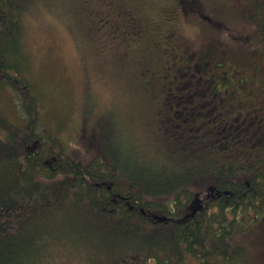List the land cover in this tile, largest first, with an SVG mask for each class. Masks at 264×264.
I'll return each instance as SVG.
<instances>
[{
  "label": "trees",
  "instance_id": "16d2710c",
  "mask_svg": "<svg viewBox=\"0 0 264 264\" xmlns=\"http://www.w3.org/2000/svg\"><path fill=\"white\" fill-rule=\"evenodd\" d=\"M37 1L0 0V91L16 92L25 115L0 125V264H264V98L232 107L258 77L264 97V0H171L209 29L203 10L219 8L216 33L160 71L171 81L157 88L149 141L111 124L83 135L84 158L40 126L21 74L22 15ZM142 31L126 36L132 54L113 43L103 53L135 69Z\"/></svg>",
  "mask_w": 264,
  "mask_h": 264
},
{
  "label": "rangeland",
  "instance_id": "374dc122",
  "mask_svg": "<svg viewBox=\"0 0 264 264\" xmlns=\"http://www.w3.org/2000/svg\"><path fill=\"white\" fill-rule=\"evenodd\" d=\"M210 8L203 13L211 29L195 18L187 22L177 17L171 0H38L22 15L26 66L21 74L38 98L40 126L57 129L66 151L78 158L86 156L88 143L83 135L88 137L95 129L96 133L106 132L111 124L120 123L138 142L143 134L149 141L150 128L156 125L153 113L162 101L157 88L171 81L160 71L172 72L188 45L191 50L198 49L202 38L220 24L213 15L222 11ZM143 16L151 28L141 22ZM139 25L143 31L136 38H144L141 45L146 48L133 57L135 69L122 67L120 61L111 60L110 52L103 53L111 43L121 54L134 48L126 43V36ZM138 68H142L141 79H148L146 85L135 81ZM246 75L249 80V72ZM124 79L127 83L122 87ZM258 79L243 89L257 91ZM255 91H234L232 107L262 103L264 97ZM147 94H152L148 103L144 99ZM24 119L18 94L12 89L0 91L1 127L6 123L14 127ZM247 250L254 253L250 245Z\"/></svg>",
  "mask_w": 264,
  "mask_h": 264
}]
</instances>
